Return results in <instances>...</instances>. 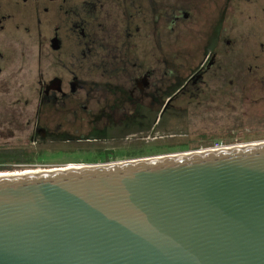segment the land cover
<instances>
[{"label":"rangeland","instance_id":"374dc122","mask_svg":"<svg viewBox=\"0 0 264 264\" xmlns=\"http://www.w3.org/2000/svg\"><path fill=\"white\" fill-rule=\"evenodd\" d=\"M78 1L62 3L57 12L53 3L42 1L49 7L38 15L43 90L51 93L52 78H60L63 91L72 87L102 91L101 96L113 99H103L107 106L101 103L100 108L95 104L98 99L67 94L34 109L35 92L42 90L34 82L39 73L31 52L27 60L19 56L17 61L24 66L18 65L17 72H22L12 82L0 80V173L264 140V0H234L232 19L222 21L225 34H203L202 29L212 22L208 18L191 19L186 25L180 0H154L156 8L151 6V11L150 0H139L134 10L115 0L123 12L112 9L105 15L94 10L105 0H87L79 4L75 15L64 13ZM150 12L149 36L145 30L150 26ZM89 14L94 18L92 26L108 30L107 44L115 43L118 54L108 48L106 60L100 54L97 59L72 58L77 51L84 55L86 48L84 39L70 28L83 30L77 18ZM171 15L176 17L172 25ZM135 26L137 33L132 35L130 29ZM52 36L60 44L58 50L47 45ZM130 40L135 43L133 49L126 45ZM115 55L121 60L114 61ZM74 78L81 80L78 87L66 83ZM73 141L100 143L103 149L63 152L55 147ZM106 150H110L107 159Z\"/></svg>","mask_w":264,"mask_h":264},{"label":"water","instance_id":"95a60500","mask_svg":"<svg viewBox=\"0 0 264 264\" xmlns=\"http://www.w3.org/2000/svg\"><path fill=\"white\" fill-rule=\"evenodd\" d=\"M0 264H264V140L0 176Z\"/></svg>","mask_w":264,"mask_h":264},{"label":"flooded vegetation","instance_id":"af4514ba","mask_svg":"<svg viewBox=\"0 0 264 264\" xmlns=\"http://www.w3.org/2000/svg\"><path fill=\"white\" fill-rule=\"evenodd\" d=\"M42 1H48L49 3H53V9L55 12L59 11L61 9L62 3L68 2L70 0H0V80L3 82H12L16 79V77L21 73L20 71L17 72V67L24 66L22 64L19 56L25 57V60L28 59V54L31 52V58L34 61L36 65L35 72L39 73L36 74V78H34V82H38L42 86L41 91H36V101L34 104V109L37 105H44L49 106L50 104H53L55 101L57 102L60 98L64 99L67 94L73 95L76 94L79 98L80 96H85L86 99L89 100H96L97 105L101 106V103H103L105 106H107V103L103 101V99L111 98L109 96L104 97L101 96V94H105L104 92H93V91H75V89L72 87L71 91H63L60 87V84L62 80L60 78H52L50 86H52V92L49 93V91L43 90V82L41 79V73L39 72V64L41 60V46L43 45L40 41V27H39V20L38 15L40 12L47 11L49 7L43 6ZM120 2H123L124 5H127L128 7L132 8V10L137 9L139 4V0H119ZM55 2H58L55 4ZM154 0L149 1L150 7L156 8ZM87 0H79L78 3L75 2L72 9H67L64 11L70 12L71 14L75 15L76 9L79 7V4H86ZM151 3H153L151 5ZM181 6V13L184 15L185 20L187 21L186 25L190 24V20H198L199 18H208L211 19L212 22L208 24V26L205 29H202V33H211V34H225L226 31V25L222 26V21L225 19H232L235 3L234 0H180L179 1ZM118 2L115 0H105L102 3L97 5V8L94 9L96 12H100L101 14L105 15L108 14L109 10H114V12H123V10L119 9L117 6ZM136 4V6H135ZM122 8V6H120ZM150 8V11L152 9ZM159 9V8H158ZM53 11V12H54ZM138 11V10H136ZM155 10H153L154 12ZM77 13V12H76ZM120 13V12H119ZM170 24L172 25L176 19L173 15L170 17ZM94 21V18L92 14H89L88 16H84L83 18H77V22L80 23L82 28H70L71 31L78 37L84 39V42L82 43V46L86 50L85 54L82 55L80 51H77V53L72 56V58H90L91 56H94L95 59H97V54H100V58L102 60L107 59L106 50L109 48L110 50H114L119 52L120 50L117 49L114 45L115 43H111V47L107 44V37H108V30H105L106 28H103V26H92ZM89 25H88V23ZM193 22V23H194ZM150 26L145 30V33L147 35H151V12H150ZM88 27H85L87 26ZM100 25V24H99ZM171 26H169L170 29ZM188 26H186L187 29ZM135 29L137 31V27H131V33L135 34ZM204 30H208L207 32H204ZM194 32L198 31V27H196ZM129 27L127 28V35H130L129 33ZM117 43V42H116ZM106 46H105V45ZM47 45L52 50H58L60 48V44L56 39H54V36L49 37L47 41ZM126 45L133 49L135 47L134 41L130 40L126 42ZM100 48V49H97ZM118 54V53H117ZM111 56V55H110ZM17 61V63L13 64L11 67L12 61ZM57 60H60L57 58ZM113 60H121L118 56H113ZM134 63H132L133 65ZM22 76L26 79L27 75L22 74ZM14 78V79H13ZM81 81L79 78L69 79L66 83H70L71 85L77 86L78 82ZM85 81V80H84ZM183 86H187V83H184ZM182 86V87H183ZM78 87V86H77ZM57 89V90H56ZM83 94V95H80ZM96 95H99L96 97ZM113 99V98H111ZM121 99V98H120ZM113 104L116 105V102ZM111 103V104H112ZM121 104V101H120ZM103 108V107H102ZM116 108V107H114ZM74 142H83V141H73ZM60 143H66V142H60ZM58 143V144H60ZM85 143H93V142H85ZM56 145V144H55Z\"/></svg>","mask_w":264,"mask_h":264},{"label":"trees","instance_id":"16d2710c","mask_svg":"<svg viewBox=\"0 0 264 264\" xmlns=\"http://www.w3.org/2000/svg\"><path fill=\"white\" fill-rule=\"evenodd\" d=\"M56 148L62 150L63 152H73V151H88L96 150L100 151L103 149L102 144L100 143H81V142H66L55 145ZM110 153V150L104 152V158L107 159V154Z\"/></svg>","mask_w":264,"mask_h":264},{"label":"bare ground","instance_id":"6f19581e","mask_svg":"<svg viewBox=\"0 0 264 264\" xmlns=\"http://www.w3.org/2000/svg\"><path fill=\"white\" fill-rule=\"evenodd\" d=\"M82 165V164H81ZM69 167H73V166H66V167H63V168H69ZM56 169V168H54ZM35 171H38V170H31V171H21V172H3V173H0V176H4V175H17V174H26V173H30V172H35Z\"/></svg>","mask_w":264,"mask_h":264},{"label":"built area","instance_id":"2783aa9c","mask_svg":"<svg viewBox=\"0 0 264 264\" xmlns=\"http://www.w3.org/2000/svg\"><path fill=\"white\" fill-rule=\"evenodd\" d=\"M220 146H223V145H218L217 143H214L212 146H209V147H211V148H217V147H220Z\"/></svg>","mask_w":264,"mask_h":264}]
</instances>
